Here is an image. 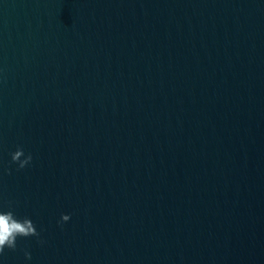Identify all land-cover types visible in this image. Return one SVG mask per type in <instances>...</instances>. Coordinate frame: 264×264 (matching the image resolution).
Segmentation results:
<instances>
[{"label": "water", "instance_id": "1", "mask_svg": "<svg viewBox=\"0 0 264 264\" xmlns=\"http://www.w3.org/2000/svg\"><path fill=\"white\" fill-rule=\"evenodd\" d=\"M9 210L0 264H264V0H0Z\"/></svg>", "mask_w": 264, "mask_h": 264}, {"label": "clouds", "instance_id": "2", "mask_svg": "<svg viewBox=\"0 0 264 264\" xmlns=\"http://www.w3.org/2000/svg\"><path fill=\"white\" fill-rule=\"evenodd\" d=\"M10 155L11 161L17 164V170L25 168L32 160L31 154L25 155L23 149L19 147ZM21 157H23V159H21ZM69 219V215L62 214L58 223L62 224ZM29 236H39V233L36 231L30 219H17L11 210L7 212L0 211V255L4 253L5 249L15 250L18 237L25 238ZM24 255L26 260L31 259L29 252L26 251Z\"/></svg>", "mask_w": 264, "mask_h": 264}]
</instances>
